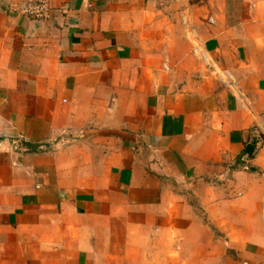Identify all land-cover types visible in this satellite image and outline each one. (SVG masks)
Returning <instances> with one entry per match:
<instances>
[{"label":"crops","instance_id":"0c3cea01","mask_svg":"<svg viewBox=\"0 0 264 264\" xmlns=\"http://www.w3.org/2000/svg\"><path fill=\"white\" fill-rule=\"evenodd\" d=\"M29 1L0 0V264H264V0Z\"/></svg>","mask_w":264,"mask_h":264},{"label":"built area","instance_id":"2783aa9c","mask_svg":"<svg viewBox=\"0 0 264 264\" xmlns=\"http://www.w3.org/2000/svg\"><path fill=\"white\" fill-rule=\"evenodd\" d=\"M22 13L29 19L36 21H46L50 18L51 15L50 0H30L23 9ZM20 140L13 141L12 146L14 148H17Z\"/></svg>","mask_w":264,"mask_h":264},{"label":"rangeland","instance_id":"374dc122","mask_svg":"<svg viewBox=\"0 0 264 264\" xmlns=\"http://www.w3.org/2000/svg\"><path fill=\"white\" fill-rule=\"evenodd\" d=\"M230 4L232 5V11H236V14L241 13V10L243 9V5H242V1L240 0H234L232 2H230ZM236 19V18H234ZM261 137L264 139V133H260Z\"/></svg>","mask_w":264,"mask_h":264},{"label":"trees","instance_id":"16d2710c","mask_svg":"<svg viewBox=\"0 0 264 264\" xmlns=\"http://www.w3.org/2000/svg\"><path fill=\"white\" fill-rule=\"evenodd\" d=\"M252 151H253V148H251V147L246 150L247 154H249V155L252 154Z\"/></svg>","mask_w":264,"mask_h":264}]
</instances>
